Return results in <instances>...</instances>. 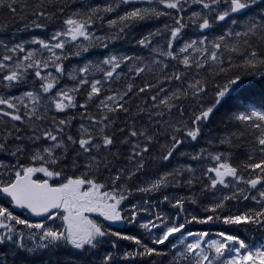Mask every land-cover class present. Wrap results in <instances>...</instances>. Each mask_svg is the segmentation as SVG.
I'll use <instances>...</instances> for the list:
<instances>
[{
  "label": "snow or ice",
  "instance_id": "1",
  "mask_svg": "<svg viewBox=\"0 0 264 264\" xmlns=\"http://www.w3.org/2000/svg\"><path fill=\"white\" fill-rule=\"evenodd\" d=\"M76 5L0 0L8 17L0 22V87L27 86L29 76L39 85L0 94V151L16 158L0 162V264H264V0ZM17 17L15 32L48 35L12 43L6 34ZM148 23L159 26L140 34ZM122 40L147 54L113 46ZM96 46L102 59L66 68ZM65 75L71 86H61ZM201 137L207 147L188 151ZM217 146L226 150H209ZM181 158L189 162L165 170ZM181 185L188 195L160 200L175 216L150 200L124 207L134 194ZM188 202L200 211L187 212ZM230 202L245 207L232 211ZM140 213L152 216L141 219L143 234L114 228ZM113 238L134 247L121 250Z\"/></svg>",
  "mask_w": 264,
  "mask_h": 264
},
{
  "label": "trees",
  "instance_id": "2",
  "mask_svg": "<svg viewBox=\"0 0 264 264\" xmlns=\"http://www.w3.org/2000/svg\"><path fill=\"white\" fill-rule=\"evenodd\" d=\"M72 2H73V0H69V3H72ZM6 18H8L7 17V12L4 9L0 8V22H2ZM160 23L162 24L163 22H160ZM97 26L99 27V25H97ZM156 26H159V25H154V24L148 23V24H146L143 27V29L146 32V31H148V30H150V29H152L153 27H156ZM16 28H21V23L19 21V17H17L16 23L12 24V26L8 29V32H7L6 36L9 37V38L17 37L19 39H23V38H21V34L23 32H28L30 30V29H28L27 31H23L22 30V31H20V32L17 33V32H15V29ZM139 32H140V34L143 33L142 30H139ZM0 38H5V37L0 36ZM137 38H138V36H137ZM115 47L116 48H119L122 51L129 52V53L137 50L136 46L133 43H130V42L126 41V40L118 41V43L115 42ZM108 50L111 51L112 48H110ZM143 53L146 55L147 54L146 53V50ZM105 54H106L105 53V50H102V49L99 50L98 47H93L88 52L81 53V56L80 57H78V56H71V57H69V59L65 62V65H67V63L70 62V61H79V62H82V61L92 60V61L95 62L98 58L102 59L103 58V55H105ZM30 83H33L31 76H29V78H28V84H30ZM70 83H71V81H70ZM136 83L139 84L140 81H136ZM4 90L5 89H3L2 87H0V92H4ZM82 98H83V94H81V99ZM75 114H76L75 112H69V113H67V115H75ZM57 118H62V117H59L58 116ZM120 119L123 120L124 118L123 117H120ZM78 121H80L79 120V117H77L76 122H78ZM214 125H215V121H213V124L212 125H209V127H214ZM122 126H123L122 124H118L117 125V127H122ZM0 129H2V128H0ZM25 134H27V133H25ZM205 139H206L205 137H201L200 142L199 143L193 142L192 147L193 148H196V149L201 148V147H207V144L205 143ZM222 150H226V149L222 146ZM0 152H1V155L6 158L4 164H10L11 162H14V159L13 158H15V157L10 156L9 154H7V152H4V151H0ZM243 152H244V149L243 148H240V149H237L236 150L237 155H236V158L233 161L234 163L239 162V159H242L243 158ZM24 160H25V158H22L21 159V162H23ZM9 161H11V162H9ZM181 161H183V163H185L187 161V159L186 158H182ZM204 166L206 167L207 164H204ZM165 168H166V170L167 169H171L172 166H171V164H168V165H166ZM199 174L200 173L198 171L197 172V175H199ZM201 186L202 185L197 184L195 186V190L196 191H199V189H200ZM209 199H211V196L210 195L207 197V200H209ZM188 203H187V206H188ZM239 205H242V203L237 204L236 202H230L228 204V209L229 210H234ZM199 211H200L199 205H192V210H190V209L187 210V212H190V213L191 212H199ZM190 226L193 227L194 225H190ZM113 239H117V238H113ZM117 243L119 244V247H120L121 250H125V248H126V242H124V240H118L117 239ZM105 249L107 251H112L113 250L111 248V241H109V243L105 245ZM4 250H5L4 247H0V251H4ZM90 258L93 259V260H95V261H99L101 259V256L97 255V256H92ZM97 258H99V259L97 260ZM43 259L46 261L47 260V257H44ZM138 262H140V260L135 259V260H131L130 262L119 261V264H137ZM36 264H39V260L36 261ZM163 264H165V263L163 262Z\"/></svg>",
  "mask_w": 264,
  "mask_h": 264
},
{
  "label": "rangeland",
  "instance_id": "3",
  "mask_svg": "<svg viewBox=\"0 0 264 264\" xmlns=\"http://www.w3.org/2000/svg\"><path fill=\"white\" fill-rule=\"evenodd\" d=\"M96 1H102V2H104V0H81V2L77 5V7L81 6V4L96 3ZM22 34H23V36H22L21 38H23V39H30V35H32V34H37V35H40V36H42V37H45V36L48 35V33H45V32L42 31V30H36V29H30L28 32H23ZM97 34H102V31L100 30V28L98 29ZM190 34H191V30H190L189 33L186 34V35H190ZM7 38H9V37H7ZM16 38H17V37L10 38V39H11V42H12V43L18 42V41L16 40ZM138 38H139V36H138ZM138 38H137V39H138ZM116 43H118V42H116ZM182 43H183V41H180V42L177 44V46H179V44H182ZM3 54H4L3 49L0 48V58H2ZM80 56H81V55H80ZM80 56H78V57H80ZM98 59H100V58H98ZM84 62H85V61H82V62H79V61H70V62L67 63L66 68H71L73 65H82ZM31 78H32V77H31ZM97 78H98V77H97ZM71 83H72V82H71ZM71 83H70V81L67 79V76L65 75V77L63 78V83H62L61 86H63V84H67L68 86H71ZM28 86H31V85H28ZM24 87H25V86L18 87V88L7 89V90H4V92H0V94H4V95H12V96H19V95L22 94V92L26 91V89H25ZM32 87L38 88L39 85H35V86H32ZM121 117H123V116H121ZM123 118H124V117H123ZM79 122H80V121L75 122V123L71 126V130H72L73 134H75V130H76V128L78 127ZM0 131H2V129H0ZM205 138H206V137H205ZM192 144H193V143H192ZM11 146H12V145H11V143H10L9 147H11ZM193 149H195V150H199L200 148L196 149V148H193V147L191 146L190 148H188V151H192ZM182 150H183V149H182ZM209 150H210V151H216V150H212V148L209 149ZM7 154H8V152H7ZM13 159H14V162L9 161V162H11L10 164H15V163H16V158H13ZM181 159H182V158H181ZM181 159H180L179 161L173 159L171 162H168L166 165L171 164V166L174 167L176 163H183V161H181ZM186 159H187V158H186ZM5 160H6V158L3 157V156L1 155V152H0V162L5 163ZM23 162H25V160H24ZM187 162H189L188 159H187V161H186L185 163H187ZM203 163H204V164H207V163H210V161H205V162H203ZM166 165H165V167H166ZM153 172H155V170H153ZM36 176H38V177H40V178H43V174H42V173H38V174H36ZM147 178H148L147 176H145V177H141V179H147ZM133 183H135V181H134ZM201 187H202V186H201ZM201 187H200V188H201ZM199 190H200V189H199ZM164 194H167V195H170V196H186V195L189 194V190H188L187 187L181 185V186L176 187V188H171V187H170V188L164 190L162 193H150V194H146V195H143V196H141V194H134V196H133L132 198H130L129 202H126V203L124 204V206H125V208H127V207L129 206V203H137V202H139L141 199H144V200H150V201H155V202L157 203L158 207L160 208V210H162V211H164V212H166V213H169V214L172 215V216H175V213H170V211L168 210V208L170 207V205H169V204H166L167 202H165V203L162 204V205L160 204V200L162 199V196H163ZM0 202H3V201H0ZM205 202H207V197L205 198ZM241 203L243 204V202H241ZM6 206H7V205H6ZM186 206H187V203H186ZM243 206H244V205H241V206H239L238 208H241V209H242ZM248 206H250V205H248ZM188 207H189L190 210H192V205H191L190 202L188 203ZM152 211H155V210L152 209ZM15 214L21 216V218H25V215H26V214L17 213V212H15ZM143 218L152 219V216L149 215L148 213H140V214H139V219H138L135 223H133V224H129L130 227H131L133 230H135V231L138 230L140 234H143V233H144V230L139 228V223H140L141 219H143ZM57 223H58V221H57ZM19 227L22 228L23 226H19ZM25 234L27 235L26 232H25ZM248 235H250V236L253 237V238L260 239V238H259V234H251V233H249ZM128 243H131V242L128 241Z\"/></svg>",
  "mask_w": 264,
  "mask_h": 264
},
{
  "label": "bare ground",
  "instance_id": "4",
  "mask_svg": "<svg viewBox=\"0 0 264 264\" xmlns=\"http://www.w3.org/2000/svg\"><path fill=\"white\" fill-rule=\"evenodd\" d=\"M81 2V0H77V5ZM76 5V6H77ZM100 27L97 26V29H99ZM23 36V34H21V37ZM212 150H216V151H225V150H222V146H217L215 148H212ZM125 233L127 234H137V235H140L139 231L138 230H133L132 228H128L124 231ZM129 245H132V243H129ZM134 247V245H132ZM99 258H97L98 260ZM140 260V258H133V260ZM157 260H163V262L165 264H167V260L170 259V257H164V258H160V257H157L156 258ZM137 264H140V262H138Z\"/></svg>",
  "mask_w": 264,
  "mask_h": 264
},
{
  "label": "water",
  "instance_id": "5",
  "mask_svg": "<svg viewBox=\"0 0 264 264\" xmlns=\"http://www.w3.org/2000/svg\"><path fill=\"white\" fill-rule=\"evenodd\" d=\"M17 210H20V209H17ZM92 215L96 216V214H92ZM122 225H123V224H117V225H115L114 227L121 228Z\"/></svg>",
  "mask_w": 264,
  "mask_h": 264
}]
</instances>
